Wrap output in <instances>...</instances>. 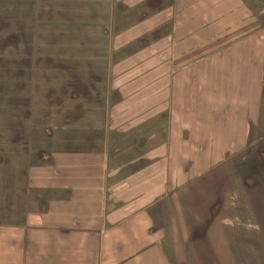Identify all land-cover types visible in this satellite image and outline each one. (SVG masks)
I'll use <instances>...</instances> for the list:
<instances>
[{
  "label": "rangeland",
  "instance_id": "374dc122",
  "mask_svg": "<svg viewBox=\"0 0 264 264\" xmlns=\"http://www.w3.org/2000/svg\"><path fill=\"white\" fill-rule=\"evenodd\" d=\"M201 1L0 0V226L17 225L18 216L59 195L42 179L20 184L48 165L61 167L93 151H105L124 179L153 163V193L163 190L168 104L161 77L171 68L169 45L159 39L170 37L183 7L186 17L198 16ZM244 1L264 38V0ZM259 60L261 83H251L249 110L239 112L248 125L218 128L239 135L225 147L242 152L226 156L152 211L159 218L198 215L191 216L197 229L211 226L204 222L210 214L216 217L212 228L220 222L219 239L181 225L189 264H264V54ZM220 143L214 144L218 157ZM177 145L172 143L169 166L188 170L198 160L173 158ZM24 200L31 203L23 207Z\"/></svg>",
  "mask_w": 264,
  "mask_h": 264
},
{
  "label": "crops",
  "instance_id": "0c3cea01",
  "mask_svg": "<svg viewBox=\"0 0 264 264\" xmlns=\"http://www.w3.org/2000/svg\"><path fill=\"white\" fill-rule=\"evenodd\" d=\"M196 7L200 8L199 14L191 17H186L184 11L188 8L183 7L178 21L170 28V37L168 33L159 39L162 46L165 42L169 45L166 62L171 68L161 77L162 94H167L168 104L167 168L165 183L159 185L162 192L154 194L150 190L153 163L124 179L120 168L111 167L105 151H93L87 158L75 157L73 160L78 161L61 167L48 165L39 176L30 178L28 173L30 182L20 187L32 186L42 179L51 191L58 189L59 195L43 207L18 216L17 225L1 224L0 264H189L181 249L185 233L181 225L184 229L191 225L196 230L197 221L191 217L195 214L181 211L176 216L159 218L152 211L226 156L242 152H228L225 144L237 142L235 138L239 141L240 137L233 130L218 128L248 125L249 119L239 112L249 110L251 83L261 80L259 59L264 54L263 28L244 0H202ZM161 30L164 31L163 26ZM221 110L232 111V116L225 112L211 117ZM196 127L213 130L200 131ZM175 142L178 148L173 158L198 160L188 170L185 164L169 166ZM218 143L224 144L221 157L214 145ZM187 147L192 148L188 153ZM139 182L142 185L138 186ZM141 189L150 191L142 195ZM29 203L24 200L21 206ZM214 218L210 214L204 220L211 226L207 230L199 227L200 236L206 238L213 233L219 239L220 222L212 228ZM163 222L175 225L166 228L161 226ZM211 249L217 253L214 247Z\"/></svg>",
  "mask_w": 264,
  "mask_h": 264
},
{
  "label": "trees",
  "instance_id": "16d2710c",
  "mask_svg": "<svg viewBox=\"0 0 264 264\" xmlns=\"http://www.w3.org/2000/svg\"><path fill=\"white\" fill-rule=\"evenodd\" d=\"M140 185H142L141 182L138 183V186H140ZM141 190H142V189H141ZM150 190H152V192H154L153 189H150ZM150 190H142V191H143L142 195H145V194L148 193Z\"/></svg>",
  "mask_w": 264,
  "mask_h": 264
}]
</instances>
